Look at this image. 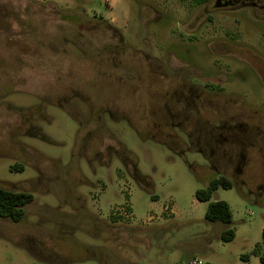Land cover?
<instances>
[{
  "label": "rangeland",
  "instance_id": "374dc122",
  "mask_svg": "<svg viewBox=\"0 0 264 264\" xmlns=\"http://www.w3.org/2000/svg\"><path fill=\"white\" fill-rule=\"evenodd\" d=\"M204 4L0 0V183L35 195L21 221L0 216V264H264L261 134L223 168L172 125L264 131V20L242 9L230 44L234 16L208 22ZM190 84L199 114L178 100ZM219 174L234 182L210 200L232 208L230 241L196 198Z\"/></svg>",
  "mask_w": 264,
  "mask_h": 264
},
{
  "label": "flooded vegetation",
  "instance_id": "af4514ba",
  "mask_svg": "<svg viewBox=\"0 0 264 264\" xmlns=\"http://www.w3.org/2000/svg\"><path fill=\"white\" fill-rule=\"evenodd\" d=\"M199 4H204L202 8L205 13L204 17L208 18V22L216 23L218 13H230V15L232 14L234 16L229 20V24L234 25V35L232 36V34H229L227 30L225 32V34L229 35L230 40H233L230 44H236L240 39L239 31L242 25V18L239 12H241L242 9H247V13L256 20L257 18L264 20V0H198V5ZM259 12H261V14H259ZM194 85L195 84H190L187 86V91L184 89L179 90L178 100H181L183 103L185 102L187 108L194 105L192 108L196 109L199 114L200 110H198L199 105L197 103L200 102L204 95L202 91L194 87ZM206 101L208 100L206 99ZM170 115L173 120L172 125L179 127L180 130H182L181 133L186 135L189 142L191 141L192 135H195L194 133L197 131L198 135H195L196 138L198 140H203V145L199 150L203 151L205 155L208 153L206 151H209V155L216 157L223 168H227L234 161L236 165L242 164L244 149L256 145L254 138L257 137V135L261 134V138L258 140L257 145L260 146L261 142L264 144V131L263 134L258 131L256 133L255 128H251L249 126L250 124L241 118H237V116L229 117V121L227 120V116H224V118L220 119L219 124L213 125H211L210 120H206V122L202 123L203 126L201 124L190 133L183 129V125L190 120L189 114H187L188 116L186 117H182L179 112H172ZM201 117L202 116L199 117V120ZM175 137L176 136L173 134H169V140L171 141V145L169 146L175 150L184 151L181 148L180 142L175 140ZM262 148L264 147L262 146ZM234 156L236 157L235 160ZM208 159L211 161L210 158Z\"/></svg>",
  "mask_w": 264,
  "mask_h": 264
},
{
  "label": "trees",
  "instance_id": "16d2710c",
  "mask_svg": "<svg viewBox=\"0 0 264 264\" xmlns=\"http://www.w3.org/2000/svg\"><path fill=\"white\" fill-rule=\"evenodd\" d=\"M175 151L182 153L180 150ZM11 170L23 171L24 166L20 163H16L11 165ZM135 175L136 178H140L138 170L135 172ZM233 185V180L227 175H216L210 179L206 187L199 188L196 191V198L200 201H210L218 188H231ZM34 199L35 195L30 191L10 189L0 183V216L11 218L15 222L21 221L26 214V205L34 201ZM205 216L210 221H221L227 225V227L221 232V238L223 240L230 241L235 238L236 230L231 227L233 222V211L228 201L224 199L210 201L207 206ZM258 246L262 251L260 254V260L264 263V228L262 230V240ZM82 264L88 263L85 262ZM204 264L214 263L205 262Z\"/></svg>",
  "mask_w": 264,
  "mask_h": 264
}]
</instances>
